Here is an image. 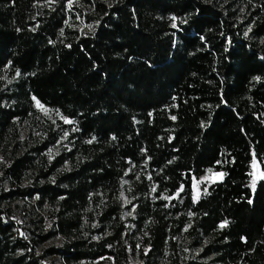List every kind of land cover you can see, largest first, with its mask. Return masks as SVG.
<instances>
[{
    "label": "trees",
    "instance_id": "1",
    "mask_svg": "<svg viewBox=\"0 0 264 264\" xmlns=\"http://www.w3.org/2000/svg\"><path fill=\"white\" fill-rule=\"evenodd\" d=\"M254 162L264 0H0V264H264Z\"/></svg>",
    "mask_w": 264,
    "mask_h": 264
},
{
    "label": "rangeland",
    "instance_id": "2",
    "mask_svg": "<svg viewBox=\"0 0 264 264\" xmlns=\"http://www.w3.org/2000/svg\"><path fill=\"white\" fill-rule=\"evenodd\" d=\"M78 22H80V30L84 28V23L83 20L77 19ZM38 102H35V107L39 111V126L40 123H45L47 124L48 122H53L56 123L57 120H62L65 124H72L70 120L62 119L56 112L45 108L41 104L38 106ZM70 121V122H66ZM61 142L53 147L51 149V154H57L60 152L61 148L63 147L64 143L66 142ZM223 176L222 174L215 173L213 171H207L206 174L201 177L200 179H194L193 184H192V192L194 199L197 200L202 194H204L207 190V188L216 183L220 182L222 180ZM259 180H264V169L258 164L257 162H254L251 166V179H250V184L253 187ZM47 221V220H46ZM48 227H49V222H48Z\"/></svg>",
    "mask_w": 264,
    "mask_h": 264
},
{
    "label": "snow or ice",
    "instance_id": "3",
    "mask_svg": "<svg viewBox=\"0 0 264 264\" xmlns=\"http://www.w3.org/2000/svg\"><path fill=\"white\" fill-rule=\"evenodd\" d=\"M38 106H39V104H38ZM66 122H70V121H66ZM223 226V225H222Z\"/></svg>",
    "mask_w": 264,
    "mask_h": 264
}]
</instances>
